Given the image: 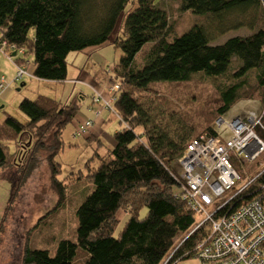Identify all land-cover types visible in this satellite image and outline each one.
Here are the masks:
<instances>
[{
  "label": "trees",
  "instance_id": "16d2710c",
  "mask_svg": "<svg viewBox=\"0 0 264 264\" xmlns=\"http://www.w3.org/2000/svg\"><path fill=\"white\" fill-rule=\"evenodd\" d=\"M156 1L0 0V38L25 50L13 58L18 66H25V53L32 55L28 64L39 80L64 82L70 53L108 42L121 53L107 75L108 84L118 86L107 108L119 124L110 139H105L112 147H103L105 140H97L93 126L77 135L87 140L90 157L85 156L82 163L85 171L69 178L73 184L89 182L93 191L75 210L76 240H59L51 254L47 249L31 248L27 237L18 252V264H161L176 247L177 255L185 253L184 258H189L207 237V223L191 232L194 215L174 196L178 159L192 139L213 135V120L239 100L264 102V0H174L180 11L201 18L200 24L181 35L173 34L168 11ZM129 4L132 10L125 12L123 37L113 36ZM241 29L247 33L218 41L227 32ZM145 47L139 64L136 56ZM197 74L216 81L217 97L214 109L202 113L204 123L192 124L154 87L186 83ZM18 110L23 122L6 114L0 125V171L19 168L18 178L13 179L14 183L17 180L15 191L18 182L24 183L31 169L41 159L45 161L56 202L52 211L37 220V227L66 201V175L55 159L66 147H75L66 145L62 135L75 119L78 106L74 101L61 103L38 95L21 100ZM256 132L264 141L258 127ZM7 142H14L20 150L11 151ZM233 167L244 179L243 166L235 162ZM251 173L246 170L244 175ZM261 184L264 172L222 214L251 201ZM142 209L146 214L140 217ZM121 210L128 218L114 235Z\"/></svg>",
  "mask_w": 264,
  "mask_h": 264
},
{
  "label": "rangeland",
  "instance_id": "374dc122",
  "mask_svg": "<svg viewBox=\"0 0 264 264\" xmlns=\"http://www.w3.org/2000/svg\"><path fill=\"white\" fill-rule=\"evenodd\" d=\"M156 3H158L160 8L165 7V10L168 11L169 21L173 26V34L181 35L191 26L201 23L199 15L180 11L177 1L157 0ZM131 10L130 4L125 7L124 12L120 15L117 21L113 36L118 35L121 38L123 37L122 25L126 14L125 12H130ZM246 33L247 31L245 29L230 31L222 37H219L218 41L223 42L229 37L242 36ZM146 49V47L143 48V51H141L142 53L139 55L137 54L136 56V62L139 64H142V57L145 54L144 50ZM120 54V51L114 48L110 42L96 49H88L85 53H70L67 57L68 75L65 82L46 83L38 80H31L28 76H25L23 79H18L9 87L11 92L9 93L10 97L8 98L12 104H10V106H6L4 111L8 115H11L17 120L23 122L24 118L18 110V104L24 98L33 100L38 95H44L46 97L53 98L56 101L64 102L72 89V84L69 80L76 79L74 76L78 74V68L75 66L79 67L82 64L80 69L84 68V71L89 69L91 72H100L102 75L107 76L108 73L112 71L114 65L118 62ZM219 81L220 80H217V82ZM23 83H26L27 87L22 91L17 92L16 89ZM215 84L216 81L213 79L197 74L186 83H160L155 85L154 89H157L159 93L166 95V98L169 99L168 101L170 103L180 108L181 111L188 116L187 118L190 122H192V124H196L199 122L204 123V121H202V113L205 115L207 111L211 112L214 109V102L217 97L214 88ZM78 88H82L85 91V102L83 106H80L77 118L80 120L90 119L93 117L90 110V107L92 106V92L85 83L74 86V89L78 90ZM110 102L106 103L109 105ZM239 103L240 105H238ZM259 103L261 105L264 102H261L258 99H241L221 116L230 118L234 115L232 112H235L238 109L241 110L240 112H242V109L243 111H247L249 108H254L257 109L255 111H260L261 107ZM1 104L2 102L0 99V105ZM97 107L99 106L96 105V108ZM105 108L106 107L103 106L104 110H101V112L98 113L95 120L92 118L93 122L95 121L94 129L101 132V136L104 138L110 136L119 128L118 120L114 114ZM4 111H0V118L5 116L3 115ZM220 117L213 120L211 123L210 127L213 134L215 133L217 127L216 121ZM71 126V123L66 126L65 133L62 137L66 145L68 143L76 144V147H73L74 150H70L66 147L56 157V161L61 165L64 170V175H66L63 179L64 184L67 183L68 185L66 201L61 207V210L54 212L52 216L44 219L37 227L35 226L37 220L44 216L47 212L52 211L56 202V195H54L48 184V169L45 166V161L41 159L39 163L31 169V172L26 177L24 183L18 182L17 189H15V191L14 188L17 180L16 183H14L13 179L15 180L14 177H16V179L18 178L20 173L19 168L11 166L0 171V264H18L17 255L18 252H20L24 241L27 240V237L31 248L47 249L51 254H53L59 240H76L75 231L77 221L75 210L84 198L93 191V185L86 181L73 184L69 178L70 175L77 174L80 170L85 171L82 164L85 158L84 155L90 153L87 151L89 150V145L86 146L87 140L84 137L78 138L79 136H73L75 137L73 139L76 141H71V139H69L68 132ZM7 143L11 151L20 150L14 142ZM104 144L103 147L110 148L106 140L104 141ZM43 156L44 155H42V157ZM76 160L77 162H72ZM263 166L264 155L259 157L251 166L247 165L242 168L244 169L242 170L243 178H250V176H253ZM246 170H251L252 173L244 175L246 174ZM177 174L180 175L179 166H177ZM244 179L240 181V185L247 182ZM145 214L146 209H142L139 213L140 217ZM127 218L128 215L125 211L121 210L118 212L117 226L115 228L114 235L122 229ZM190 234L191 233L189 232L188 236ZM180 242L182 241H178L175 245Z\"/></svg>",
  "mask_w": 264,
  "mask_h": 264
},
{
  "label": "built area",
  "instance_id": "2783aa9c",
  "mask_svg": "<svg viewBox=\"0 0 264 264\" xmlns=\"http://www.w3.org/2000/svg\"><path fill=\"white\" fill-rule=\"evenodd\" d=\"M12 52L24 54L22 48L9 45L0 38V53L12 59ZM16 68V81L30 76L25 66ZM4 82L1 79L0 93L6 86ZM110 89L116 92L118 86ZM100 100L99 96L93 97L97 104ZM103 104L108 108L106 102ZM260 107V111L242 109V112H232L234 115L230 118L221 116L216 121L213 135H200L183 150L178 159L180 175L174 177V196L184 201L194 215L191 232L207 223L209 233L194 247L189 258H184L185 253L177 255L176 247L161 264H264V184L251 201L222 214L264 172L263 166L256 176L244 179L247 182L240 185L242 177L233 167L235 162H241L243 167L251 166L264 155V141L256 132L258 127L264 135V125L261 124L264 103ZM92 126V120L83 121L76 135L85 134Z\"/></svg>",
  "mask_w": 264,
  "mask_h": 264
},
{
  "label": "crops",
  "instance_id": "0c3cea01",
  "mask_svg": "<svg viewBox=\"0 0 264 264\" xmlns=\"http://www.w3.org/2000/svg\"><path fill=\"white\" fill-rule=\"evenodd\" d=\"M97 48H99V47H97ZM93 49H96V48H93ZM86 51H84L83 53H85ZM24 52H25V50H24ZM11 55H13V52L11 53ZM16 57H19V55H17ZM13 58L12 59H8L5 55L0 53V81H1V79H3L5 81L4 83H6V86L1 90V93H0V99H1V102H2V104L0 105V111H2V110L4 111L6 106H10V104H12V102L8 98V97H10L9 93L11 92V90H9V87L16 82V80H15L16 71H17L16 67L18 66L15 63ZM24 58L26 59V63L24 64L25 68H26L28 74L30 75V76H28V75H26V76L30 77L31 80H38V81H42V82H46V83L51 82V81L39 80V79L33 77L32 76V72H31L32 68L30 66L31 64H28V63H30L32 55L29 54V53H25ZM81 65L79 67L75 66L76 68H78V74H76V76H74V78H76V79L69 80L70 83L72 84L71 92L67 96L66 100L64 102H61V103L74 101L77 104V106H78V112H79L80 106L81 105L83 106V104L85 102V91L82 88H78V90H76V89H74V86L79 85L81 83H85L90 88V90L92 92V95H91L92 106L90 107L91 108L90 110H91V112L93 114L92 118L95 120V118L97 117L98 113L101 112V110H104L103 109V106H104L103 103L104 102L108 103L111 100V97H112V94H113L111 92V89H110L111 85H109L108 81L106 80L107 76L102 75V73H100V72H94V71L91 72L89 69L84 71L85 70L84 68L80 69ZM24 77L25 76H23L22 79ZM24 82H26V81H24ZM30 84H31V82H30ZM28 86H30V85H28ZM26 87H27V84L23 83L22 85H20L19 88L16 89V91L20 92ZM95 95L99 96L100 99H101L100 102L98 103L99 107H97V108H96L97 103H93V97ZM259 105H260V103H259ZM98 108H100V109H98ZM105 109H107V108H105ZM249 109L250 110H255L254 108H249ZM240 111L241 110L238 109L235 112H240ZM78 112H77V114H78ZM6 114L7 113L4 111L3 115H6ZM92 118L85 119V120H80V119L77 118V115H76L75 119L71 122L72 126L70 127L69 132H68L69 139H71V141H76L75 139H73V138H75L73 136H77V135H75V133L77 132L78 128L81 126L83 121L92 120ZM4 119H5V116L0 118V125L3 123ZM92 122H93V120H92ZM94 122H93V127L91 129V132H93L95 134V136H97V140H99V141L100 140L101 141L105 140L106 137L105 138L102 137L101 136V132H99L96 129H94ZM117 130H115V131H117ZM96 131H97V133H96ZM64 133H65V131H64ZM93 136L94 135H91V137H93ZM78 138H80V137H78ZM108 138L110 139V136H108ZM68 144H70V143H68ZM109 144H110V141H109ZM71 145H74L76 147V144H71ZM110 146L112 147V144H110ZM68 149L74 150L73 148H68ZM88 149H89V147H88ZM84 156H86V158L90 157L89 153L85 154ZM72 162H77V160L76 161H72Z\"/></svg>",
  "mask_w": 264,
  "mask_h": 264
},
{
  "label": "clouds",
  "instance_id": "9594fccd",
  "mask_svg": "<svg viewBox=\"0 0 264 264\" xmlns=\"http://www.w3.org/2000/svg\"><path fill=\"white\" fill-rule=\"evenodd\" d=\"M15 56H17V55L15 54L13 57H15Z\"/></svg>",
  "mask_w": 264,
  "mask_h": 264
},
{
  "label": "water",
  "instance_id": "95a60500",
  "mask_svg": "<svg viewBox=\"0 0 264 264\" xmlns=\"http://www.w3.org/2000/svg\"><path fill=\"white\" fill-rule=\"evenodd\" d=\"M15 55V53H13V55L12 56H14Z\"/></svg>",
  "mask_w": 264,
  "mask_h": 264
},
{
  "label": "bare ground",
  "instance_id": "6f19581e",
  "mask_svg": "<svg viewBox=\"0 0 264 264\" xmlns=\"http://www.w3.org/2000/svg\"><path fill=\"white\" fill-rule=\"evenodd\" d=\"M238 105H240V103Z\"/></svg>",
  "mask_w": 264,
  "mask_h": 264
}]
</instances>
